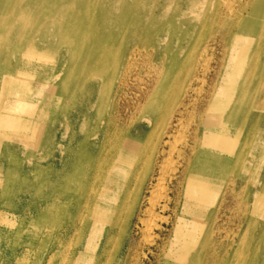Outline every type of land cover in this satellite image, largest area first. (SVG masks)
Masks as SVG:
<instances>
[{
    "label": "bare ground",
    "instance_id": "6f19581e",
    "mask_svg": "<svg viewBox=\"0 0 264 264\" xmlns=\"http://www.w3.org/2000/svg\"><path fill=\"white\" fill-rule=\"evenodd\" d=\"M136 230L154 264H264V0H0V264H140Z\"/></svg>",
    "mask_w": 264,
    "mask_h": 264
},
{
    "label": "rangeland",
    "instance_id": "374dc122",
    "mask_svg": "<svg viewBox=\"0 0 264 264\" xmlns=\"http://www.w3.org/2000/svg\"><path fill=\"white\" fill-rule=\"evenodd\" d=\"M217 30H218V27L216 26H211V27H208L204 30V35L207 37L206 38V43H209V46L207 48V54H206V61H205V64L206 66H210L208 67L209 71L206 69L203 68L204 66V62H201L199 64V67H198V73L201 75H199L200 79L197 80L194 84L195 86L197 87H200L201 88V91H202V94H206L205 92L208 91L210 89V87L212 88L214 83L216 82L217 80V77H218V74H219V71L221 70V66L223 64V59H224V56H225V46L224 44H222L223 42L221 41V39L219 38L220 35H217ZM200 32V31H199ZM199 32H196V33H199ZM217 33V34H215ZM214 34V35H213ZM213 35V36H212ZM216 35V36H215ZM178 34H175V36L173 38H171L172 40V43L173 44H176L177 42V38H178ZM211 37H214V38H210ZM216 38V39H215ZM219 38V39H218ZM209 39V40H208ZM213 39H215L213 41ZM211 41V42H210ZM213 41V42H212ZM141 45L143 46H150L151 44H154L155 41L153 39H148V40H144V42H140ZM221 43V44H220ZM247 42H245L246 44ZM139 44V43H137ZM137 44H135V46H137ZM132 45V43H130V46ZM222 46V47H221ZM159 50L161 52V46H159ZM210 47V48H209ZM224 48V49H223ZM253 50V48H251V51ZM160 52H157L158 54ZM157 54V55H158ZM209 63V64H207ZM203 64V65H202ZM200 68V69H199ZM141 69V68H140ZM201 71V72H200ZM208 71V72H207ZM204 72V73H203ZM204 74V75H203ZM146 75L145 73H143V76ZM203 76V77H202ZM147 77V76H146ZM136 77H132L131 80L129 81L130 83L128 84H125V85H120L119 84V87L118 89L116 90V92L120 91V96H116V101L115 102V106H116V103L119 104V109L121 110V114L127 116L128 118H133L135 117V115L139 112V109L140 107L143 105L144 103V98H145V93L144 91L141 89L142 88V83L137 79H135ZM205 80V81H202V80ZM199 81H201L199 83ZM127 83V82H126ZM141 84V85H140ZM131 85V86H130ZM204 86V87H203ZM140 87V88H139ZM208 87V88H207ZM138 89V90H137ZM203 89V90H202ZM204 91V92H203ZM144 96V97H143ZM196 96V94H195ZM197 98V96H196ZM141 99V100H140ZM140 102V104H139ZM142 104V105H141ZM139 105V106H138ZM191 106V105H190ZM194 105H192L191 109L189 112L186 113V120L184 121L185 122V125H189L192 121V117L194 116L193 115V108ZM137 111V112H136ZM132 114V115H131ZM194 120L195 121H198V116L195 114L194 116ZM144 122V121H143ZM180 130V129H179ZM184 130H180L176 136L173 138L174 140V143H173V146H175L177 149L180 148L182 146L181 143H183V141L181 142V140H184ZM175 147L173 148V151L175 149ZM170 150H171V147H170ZM176 150V149H175ZM172 151V157H171V161L172 163H174L175 159H176V153ZM172 163H170V165H172ZM171 174V172H168ZM170 174H167L168 175V179H167V175H165V178L163 183V188L166 187V185L169 184V175ZM165 186V187H164ZM163 192V191H162ZM161 196H162V193H161ZM231 200H228L226 203V206L223 210V221H222V224L223 226L226 228V231H229V233H233L235 232L236 230H238L239 228V218L237 216H234L232 213V211L234 210L235 206L234 204H232L233 202ZM229 202V203H228ZM232 204V205H231ZM233 206V207H232ZM231 209V210H230ZM233 209V210H232ZM234 212V211H233ZM226 214V215H224ZM231 215H233V219H235V221L233 220L232 222H229V217H231ZM234 222V223H233ZM232 229V230H231ZM139 231H135L133 233V236H132V240H135L137 242H140L142 244V248L135 252V259L140 263V264H154L156 262V258L155 256L150 252L149 248L148 247L149 245L148 244H145L144 242V235L143 233L139 232ZM136 233V234H135ZM137 236V237H136ZM143 237V238H142ZM139 238V239H138ZM141 240V241H140ZM221 240V244L225 245L224 248L226 247V245H229L228 243H230L231 241L230 240ZM144 242V243H143ZM219 243V242H218ZM146 245V246H145ZM219 245V244H218ZM149 251V252H148ZM148 255V256H147ZM154 256V257H152ZM152 259V260H151ZM149 261V262H148Z\"/></svg>",
    "mask_w": 264,
    "mask_h": 264
}]
</instances>
